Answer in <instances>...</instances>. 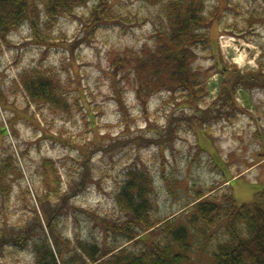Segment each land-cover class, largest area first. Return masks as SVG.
<instances>
[{
  "label": "rangeland",
  "instance_id": "rangeland-1",
  "mask_svg": "<svg viewBox=\"0 0 264 264\" xmlns=\"http://www.w3.org/2000/svg\"><path fill=\"white\" fill-rule=\"evenodd\" d=\"M202 1L206 12L218 18L213 17L209 27V45L200 47L193 63L208 76L198 111L183 102L179 91H160L142 105L130 82L111 68L114 53L152 46L165 32L168 25L160 3L112 0L118 18L95 25L84 21L91 1L55 20L37 2L34 24L22 21L0 48V159L10 157L13 163L0 174V231L9 234L8 226L17 230L16 221L23 226L34 218L33 204L38 211L51 212L47 203L39 209L36 199L45 191L43 181L57 174L61 192L69 194L68 208L51 213L57 215L56 228L79 255L70 264L88 260L79 243L85 248L96 245L100 252L113 245H119L113 252L143 246L138 237L126 240L102 223L122 219L115 191L128 167L150 172L152 216L163 221L183 222L198 190L205 197L230 188L237 203L253 199L264 186V90L237 88L235 108L223 107L222 97H217L224 65L241 71L264 66V0ZM35 69L52 77L62 109L31 100L23 74ZM214 102L220 110L208 119L206 112ZM198 118L208 120L199 125ZM169 124L171 135L165 140ZM84 156L89 159L86 169ZM144 235L149 233L140 238ZM193 250L188 264L211 259L209 252ZM99 263L107 264L102 259L90 264ZM0 264H35V257L29 248L0 240Z\"/></svg>",
  "mask_w": 264,
  "mask_h": 264
},
{
  "label": "trees",
  "instance_id": "trees-1",
  "mask_svg": "<svg viewBox=\"0 0 264 264\" xmlns=\"http://www.w3.org/2000/svg\"><path fill=\"white\" fill-rule=\"evenodd\" d=\"M38 1L45 5L48 18L54 20L57 15L70 14L90 1L92 5L84 19L86 23L96 25L119 16L112 9V0H0V48L9 43V34L22 21L29 20L34 24L39 12ZM145 1L152 5L160 3L167 29L157 35L152 46L143 45L139 50L114 53L111 68L115 74L120 72L121 78L130 82L142 105L160 91H179L183 102L198 111L201 108L198 99L205 91L208 76L206 70L194 68L193 63L200 47L209 45V27L213 17L218 18V15L213 11L206 12L202 0ZM220 73L222 79L217 98L222 97L223 107L229 105L235 108L233 94L237 88L264 90L263 65L255 71H241L233 65H224ZM23 75L24 88L32 101L38 106L48 103L54 105L56 110L62 109L57 106L59 96L52 77L43 76L36 69L31 72L26 70ZM3 101L0 96V102ZM214 104L212 111L215 110V113L206 112L209 113L208 119L217 117L215 114L220 110L216 102ZM208 119L198 118V121H202L199 125H204ZM165 130V140H169L171 124ZM1 131L7 134L5 125H2ZM50 160L46 159L45 164L52 165ZM88 160L84 156L85 169ZM12 167L10 157L0 159V174ZM50 169L53 173L57 172L52 167ZM43 182L45 191H40L36 199L39 209L44 207V203L52 207L51 212L55 211L54 208H68L69 194L66 197L61 192L60 175H50ZM78 183L81 182L75 185ZM3 186L0 176V187ZM153 192L150 172L137 166L127 168L124 179L115 191V203L122 219L120 223L104 222L102 219V223L104 228L112 227L114 233L124 236L126 240L138 237L137 241L143 246L134 252L125 247L113 252L119 247L113 245L100 252L96 245L85 248L84 243H79V248L88 259L82 264L97 263L100 259L107 264H188L194 247L209 252L211 259L207 264H264V186L250 202L245 203H237L230 188L229 191L222 190L205 197H202L205 192L198 190L188 202L191 205L190 215L179 223L175 219L163 221L152 216ZM32 207L34 218L25 220L23 226L19 220L16 221L18 224L14 223V226L17 230L8 226L11 229L9 234L0 231V240L15 248H29L34 254L35 264L76 262L75 257L79 255L70 247L68 238L56 228L57 215L47 209L38 211L35 204ZM145 231L149 236L140 238Z\"/></svg>",
  "mask_w": 264,
  "mask_h": 264
}]
</instances>
